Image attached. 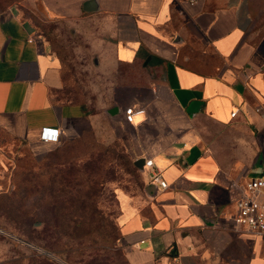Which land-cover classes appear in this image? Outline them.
Wrapping results in <instances>:
<instances>
[{"label": "crops", "instance_id": "crops-1", "mask_svg": "<svg viewBox=\"0 0 264 264\" xmlns=\"http://www.w3.org/2000/svg\"><path fill=\"white\" fill-rule=\"evenodd\" d=\"M52 24L71 42L86 36L95 67L123 69L106 113L128 128L140 174L137 189L116 192L129 264H264V236L234 219L264 155V26L247 0H0V132L35 146L76 136L95 116L61 97ZM129 105L146 112L127 122ZM44 127L61 140L43 142Z\"/></svg>", "mask_w": 264, "mask_h": 264}, {"label": "rangeland", "instance_id": "rangeland-1", "mask_svg": "<svg viewBox=\"0 0 264 264\" xmlns=\"http://www.w3.org/2000/svg\"><path fill=\"white\" fill-rule=\"evenodd\" d=\"M247 4L264 26V0ZM48 27L68 80L62 99L82 103L95 116L91 127L54 145H30L0 132V264H34L35 252L52 264H129L116 192L137 189L140 174L123 137L128 128L106 113L112 87L126 85L123 69L95 67L86 36L76 38L77 45L54 24ZM142 76V82L156 78L154 72ZM263 167L264 155L248 177L260 176Z\"/></svg>", "mask_w": 264, "mask_h": 264}, {"label": "built area", "instance_id": "built-area-1", "mask_svg": "<svg viewBox=\"0 0 264 264\" xmlns=\"http://www.w3.org/2000/svg\"><path fill=\"white\" fill-rule=\"evenodd\" d=\"M257 110L261 111V107H258ZM145 112L144 108H136L133 105L126 106L124 108L125 120L132 123L138 115ZM238 112L239 110L235 109L232 112V117H236ZM61 135L62 133L57 128L44 127L41 139L46 143L59 142ZM146 165L151 167L153 160H147ZM152 181L159 183L162 187H167V182L160 172L153 174ZM236 207L235 223L264 236V167L260 176L247 180L236 199Z\"/></svg>", "mask_w": 264, "mask_h": 264}, {"label": "trees", "instance_id": "trees-1", "mask_svg": "<svg viewBox=\"0 0 264 264\" xmlns=\"http://www.w3.org/2000/svg\"><path fill=\"white\" fill-rule=\"evenodd\" d=\"M32 260L34 261V264H52L49 259L43 255L37 254L36 252L32 257Z\"/></svg>", "mask_w": 264, "mask_h": 264}, {"label": "water", "instance_id": "water-1", "mask_svg": "<svg viewBox=\"0 0 264 264\" xmlns=\"http://www.w3.org/2000/svg\"><path fill=\"white\" fill-rule=\"evenodd\" d=\"M193 106H194V104H193ZM188 110H189L190 112H192V110H193V107H192V106H191V107H189V109H188ZM144 162H145V161H144ZM135 165H136L137 167H139L137 162L135 163ZM139 168H140V167H139Z\"/></svg>", "mask_w": 264, "mask_h": 264}]
</instances>
